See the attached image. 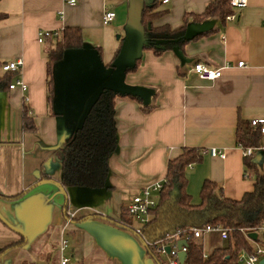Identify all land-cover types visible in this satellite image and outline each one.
Here are the masks:
<instances>
[{
  "label": "crops",
  "instance_id": "0c3cea01",
  "mask_svg": "<svg viewBox=\"0 0 264 264\" xmlns=\"http://www.w3.org/2000/svg\"><path fill=\"white\" fill-rule=\"evenodd\" d=\"M210 1L158 0L167 13L153 25L177 29L186 14H201ZM155 2L77 0L71 5L65 0H0V12L7 14L0 20V60L22 59L12 83L22 78L27 84L25 91L0 85V251L20 243L0 253V264H61L60 243L67 229L74 235L72 249L68 244V254L64 251L69 263L158 264L137 233L141 224L135 226L124 211L143 187L166 180L169 160L185 147L202 155L185 175L194 202L200 201L206 180L233 199L253 189L254 172L246 175L236 127L239 117H264V0H249L225 21L213 17L199 23L190 17L185 38L204 34L160 56L144 48L141 22L144 6ZM108 11L115 12V18L106 24ZM66 26H79L82 50L96 51L102 65L114 70L104 85L136 93L149 107L144 111L128 96L116 98L117 148L109 157L103 188L64 187L62 163L54 155L75 134L95 96L74 92L66 97V68L60 63L54 70L50 103V43H41L39 32ZM138 59L137 69L119 78V70ZM198 61L229 67L209 81L193 72ZM239 61L245 65L239 67ZM25 108L36 124L34 131L24 129ZM212 147L225 157L211 155ZM154 197L159 201L160 193ZM212 233L201 242L207 255L227 244L218 232ZM257 238L253 246L264 247V230Z\"/></svg>",
  "mask_w": 264,
  "mask_h": 264
},
{
  "label": "trees",
  "instance_id": "16d2710c",
  "mask_svg": "<svg viewBox=\"0 0 264 264\" xmlns=\"http://www.w3.org/2000/svg\"><path fill=\"white\" fill-rule=\"evenodd\" d=\"M166 9H160L158 0L153 5H145L142 10L141 22L145 28L146 44L144 48L151 49L158 56L165 51L178 46L183 49L190 40L202 36L199 33L191 39L185 38L189 18L196 22H205L213 17L226 20L235 14L230 0H211L201 14H186L184 25L172 29L169 25L155 27L154 20L164 16ZM7 14L0 12V20ZM46 39L49 48L46 51L48 64L49 100L54 98V70L64 54L70 49H80L84 45L82 29L79 26H66ZM100 51V49H99ZM118 54V53H117ZM116 54V56H117ZM138 59L134 67L127 71H134L139 66ZM0 60V71H3ZM0 75V85L9 86L14 72L3 71ZM53 85V89H52ZM54 94V93H53ZM118 96H128L140 104L144 111L149 107L143 104L142 98L121 94L113 89L102 90L85 115L75 134L58 147L54 155L62 163V185L64 187L81 186L89 188H103L106 186L109 173L108 160L117 148V133L115 127V103ZM53 101V99L51 100ZM51 103V102H50ZM24 129L36 130V124L28 110H24ZM236 138L239 145L259 147L264 135L259 127H254L250 121L238 118ZM202 160L200 152L191 147L183 148L182 152L169 160L167 176L157 205L151 210V220L143 226L142 239L145 241L149 253L158 264H168L149 246V243L166 240L179 231L183 238L194 228L207 225L223 226L228 229L227 244L216 248L205 256L203 245L193 237L187 240V255L184 264H242L239 256L245 252L255 251L254 240L250 233H257L264 224V155L262 163L254 161V157H244L246 172H254V187L244 194L241 199L226 197L218 185L206 180L200 192V201L194 202L185 183L187 167ZM128 212V209H126ZM125 212V213H126ZM257 241L258 238H257ZM15 243L6 249L19 245Z\"/></svg>",
  "mask_w": 264,
  "mask_h": 264
},
{
  "label": "built area",
  "instance_id": "2783aa9c",
  "mask_svg": "<svg viewBox=\"0 0 264 264\" xmlns=\"http://www.w3.org/2000/svg\"><path fill=\"white\" fill-rule=\"evenodd\" d=\"M161 1L162 3H168L170 0H161ZM65 2L71 5H75L77 3V0H65ZM248 3H249V0H230V4L232 5L234 9L245 8L248 6ZM114 18H115V12L108 11L104 14L103 20H104V23L107 24L113 21ZM228 18L233 19L234 15L228 16ZM56 32L57 31H53V30H41L39 32V41L41 43L45 42V40L48 37L52 35L56 36L57 35ZM23 64L24 62L22 59H17L15 61L5 62L2 65V69L6 72L8 71L17 72L21 69ZM237 65L239 67H242L245 65V62L239 61ZM226 67H229V64H226L222 67L213 68L204 62L198 61V62H195V64L192 67V70L201 79L214 81L222 76L223 69ZM17 86L20 89H22V91H25L27 89V84L22 78L17 79L15 82L10 84L11 89ZM250 124L254 127H259L261 133L264 135V117L251 119ZM239 146L243 151L244 157H254L258 152L260 151L264 152V140H263V143L259 147L245 148L242 145H239ZM209 152L213 156L225 157V152L220 151L216 147L210 148ZM246 175L249 176L250 174L246 172ZM164 183L165 181H156L154 183H151L143 187L141 194L135 195L127 206L128 212L140 221L141 227L137 230V233H139L140 235H142L143 233L142 232L143 226L151 220V210L158 203V201L154 197V194L160 193V191L163 188ZM70 215L71 214H68V216ZM260 230H264V224L262 227H260ZM212 232H218L223 239L228 238V229L224 228L223 226L207 225L206 227H203V228L192 229L191 232L187 234L186 237L184 238L182 237L183 234L179 231L177 234H175L172 237L167 238L166 240L152 242V243H149L148 245L151 246L152 249L158 255L168 254L170 256V259L166 261L168 264H180V260L178 257V253L180 251L177 245L178 241L182 239L186 240V239L193 237L201 244L203 237L206 234H209ZM68 244L69 242L65 238H63L60 243V251L62 253L61 261H60L61 264H68L70 261V258L64 255V251L68 248ZM167 246L171 247L170 253H167L166 251ZM182 250L187 251V248L184 246ZM206 255L207 254H205V256ZM239 259L242 264H260V262L264 259V247L257 246L255 248L254 253L252 254H247L243 252L240 254Z\"/></svg>",
  "mask_w": 264,
  "mask_h": 264
},
{
  "label": "water",
  "instance_id": "95a60500",
  "mask_svg": "<svg viewBox=\"0 0 264 264\" xmlns=\"http://www.w3.org/2000/svg\"><path fill=\"white\" fill-rule=\"evenodd\" d=\"M145 44H146V40L144 42V45ZM83 47L80 49L67 50L64 54L63 60L57 63L56 65L57 67L60 63L61 64L63 63L66 68V79L64 80V84H65L66 91H67L66 97H70V94L74 92H80L85 97H87L88 95L92 93L95 95L90 106L85 112L82 118V121L85 115L87 114L88 110L90 109L91 105L95 101L96 97L98 96V94L105 88L113 89L114 91L119 92L121 94H130V95H135V96L142 98L140 95L136 93L124 92L116 87H112L111 85L110 86L104 85L105 82L114 74V70L106 69L102 65L100 56L96 51L94 50L83 51L82 50ZM135 64L136 62H134L131 65L125 66L123 69H120L118 73L119 78L122 77V74L125 73L128 68L134 67ZM72 88H73V91H70ZM83 102H85V100H82V103H80L81 106L83 105ZM80 125L78 126V128L80 127ZM263 155H264V152H261V151L258 152L256 159H254V161L257 163H260L263 159ZM259 159H261L260 162H258ZM249 237L252 240H256L257 233H250ZM177 245L180 250L178 253L180 264H184L187 253L185 250H182V248L184 246L185 247L187 246V240L185 239L179 240ZM170 250H171V247L167 246L166 247L167 253H170ZM260 264H264V259L260 262Z\"/></svg>",
  "mask_w": 264,
  "mask_h": 264
},
{
  "label": "rangeland",
  "instance_id": "374dc122",
  "mask_svg": "<svg viewBox=\"0 0 264 264\" xmlns=\"http://www.w3.org/2000/svg\"><path fill=\"white\" fill-rule=\"evenodd\" d=\"M52 89H53V85H52ZM53 93H54V92H53ZM53 93H52V96L54 95ZM52 99H53V98H51V100H52ZM51 100H50V102H52ZM195 197H196V196H195ZM195 200H196V199H195ZM124 213H125V211H124ZM126 214H127V216L130 218V222L134 223L135 226H139L140 221H139L136 217H134L133 215H131L130 213H127V212H126ZM258 233H259V236H260V237H263V230H259ZM211 234H214V233H211ZM209 235H210V233H209V234H206V235H205V238L208 239V236H209ZM65 238L68 239V241H69V244H70V245H69V250L72 249L71 247L73 246L74 235H72L71 231L68 230V229H67V231L65 232ZM209 247H210V245H209V243H207V244H206L205 252H206V251L209 252ZM66 254H68V249H67ZM159 256L162 258L163 261H168V260L170 259V256H169L168 254H161V255H159ZM71 260H72V261H71V263H69V264H77L76 261H75L74 259H71Z\"/></svg>",
  "mask_w": 264,
  "mask_h": 264
}]
</instances>
